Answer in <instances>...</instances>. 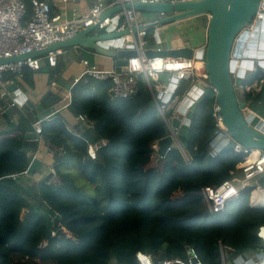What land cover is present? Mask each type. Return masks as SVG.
Masks as SVG:
<instances>
[{
	"label": "trees",
	"instance_id": "trees-1",
	"mask_svg": "<svg viewBox=\"0 0 264 264\" xmlns=\"http://www.w3.org/2000/svg\"><path fill=\"white\" fill-rule=\"evenodd\" d=\"M25 3L23 22L31 15ZM145 41L151 43L152 29H147ZM6 79L14 81V76ZM253 83L260 90L245 92L243 100L264 119L263 71L248 78L247 84ZM187 85L177 89L178 98ZM109 86V81L89 78L77 82L69 94L51 92L43 98L45 108L67 107L91 123L86 132L77 128V137L60 115L42 122L44 140L64 151L52 156L56 184L44 180L25 188L13 178L31 162L23 146L30 120L0 133V264H138V252L160 264L185 261L188 248L202 264H222L221 249L230 262L261 249L257 233L264 227V208L249 206L252 187L242 189L217 214L209 212L202 198L204 187H217L238 175L244 159L226 149L209 155L216 134L213 94L208 91L193 108L182 144L186 156L171 147L151 165L152 145L169 134L152 91L139 78L133 98L112 101ZM172 115L169 110L167 116ZM90 144L99 146L94 160L87 156ZM49 210L58 216L50 229L45 219Z\"/></svg>",
	"mask_w": 264,
	"mask_h": 264
},
{
	"label": "water",
	"instance_id": "water-1",
	"mask_svg": "<svg viewBox=\"0 0 264 264\" xmlns=\"http://www.w3.org/2000/svg\"><path fill=\"white\" fill-rule=\"evenodd\" d=\"M171 1L173 0L154 3L135 1L116 5L104 11L95 25L81 30L73 37L25 55L0 58V65L14 64L31 58L39 59L38 65L41 69L49 67L46 57L49 53L78 48L112 59L115 72L126 73L128 59L134 58L136 52L122 49V47L125 37L129 35L134 37L137 30L133 28L131 32L127 29L116 31V25L119 22L117 19H114L110 26L96 30L97 25L105 18L113 17L124 10H134L138 14H162L164 17L159 20L158 25L166 27L204 16L207 20L205 40L202 49L198 52L185 46L179 37L168 41L167 48H161L159 51L151 49L149 44L143 46L144 55L148 59L153 57L191 59L194 56L203 63L206 83L201 81L188 83L186 92L179 100L178 107L172 115L171 127L176 131L180 143L184 144L193 119L195 104L213 89L222 124L229 136L246 150L264 153V119L250 110L244 100H239L236 88L237 85L240 88L244 87L251 75L264 71V19L256 22L253 32L246 30L261 0H195L185 3H171ZM153 36L160 44L159 32ZM174 86L175 82L172 88ZM16 89L15 84L7 87L8 92L17 91ZM17 95L19 96L16 102L36 120L49 118L59 109L58 106L44 109L42 104H33L23 94ZM12 97L15 98L13 94ZM81 130L84 131L85 127ZM83 138L89 140L85 133ZM234 142L228 143L223 139V135L218 133L211 140L209 147L216 153H220L223 149L232 151ZM36 144L37 136L33 132L26 133L24 148L33 149ZM168 147L174 148L175 144L169 136H166L158 143L160 158L165 156ZM257 184L264 186V179L259 177ZM45 219L47 228L50 229L53 220H57L58 216L49 210L45 214ZM263 258L264 249L263 251L251 250L240 255L233 264H256ZM259 264H264V262Z\"/></svg>",
	"mask_w": 264,
	"mask_h": 264
},
{
	"label": "built area",
	"instance_id": "built-area-1",
	"mask_svg": "<svg viewBox=\"0 0 264 264\" xmlns=\"http://www.w3.org/2000/svg\"><path fill=\"white\" fill-rule=\"evenodd\" d=\"M25 1L28 2L31 8V15L27 22H23L27 13ZM135 1L154 3L165 0H94V5L91 8L81 12L73 19L65 21H61L60 17L51 15V6L48 0H0V58L25 55L47 45L69 39L81 30L95 25L104 11L116 5L132 3ZM191 1L195 0H173L171 3H185ZM138 17L139 14L134 10H124L113 17L105 18L96 28V30L103 29L110 26L114 19H117L119 22L116 25V31L127 29L131 32L133 28L137 30L134 37L132 35L125 37L122 47V49H130L136 52L134 58L128 59L127 72L117 73L114 69L100 70L95 66H90L88 61L82 60L81 64L84 66V70L80 76L75 79V84L79 81L86 82L89 78L96 81H109V98L112 101H127L137 94L139 78H142L152 91L153 101L159 117L165 122L168 128V136L175 144V147L186 156L176 131L171 127L172 116L168 117L167 112L173 108L172 104L178 101L179 98L175 93L183 82L193 83L195 81H201L206 83V74L203 69V63L194 56L191 59L165 57L146 58L143 46L148 44L145 41L147 29L152 28L153 34H156L159 28V20L163 18L164 15H155V17L146 24L140 23ZM263 19L264 0H261L256 14L246 30L250 33L253 32L256 22L262 21ZM160 49L161 48L159 47L155 48L157 51ZM56 53L57 52L49 53L46 56L50 67L54 66L56 63ZM38 61L39 59L27 58L25 61L14 64L0 65V123L2 118L11 108H22L20 105L18 106L14 100H11L10 102L5 101L8 84L6 79L7 76L20 78L25 69L33 71L39 70ZM167 63H172L176 66L173 70H168L165 65ZM196 63H200L201 66H196ZM174 82L175 86L172 88ZM210 92L214 96V90L212 89ZM158 94H160V96H158ZM212 116L215 120L216 134L221 133L223 139L228 143L234 142L222 124V117L219 113V107L215 99L212 106ZM47 119L48 118L36 120L30 124L31 131L37 136V142L44 141L47 144L48 153L51 156L62 155L64 151L61 147H55L46 142L43 138L42 122ZM75 120L80 127H85V129L91 126V123L83 115L75 116ZM1 132L2 130L0 127V133ZM74 134L77 137H80V134ZM98 147L97 144L88 145L87 156L91 160L96 158V150ZM152 150L158 159H162L158 155V143L152 145ZM170 150L171 147H168L165 153H168ZM232 152L234 154L243 155L244 157L243 162L237 166V170L240 173L233 176L231 179L224 181L217 187H204L201 191L202 198L210 213L217 214L222 212L225 209L226 204L237 199L240 191L246 187L253 188L250 194L249 206L251 208H264V186L257 184V179L259 177L264 179V153L257 151L256 156H251L253 151L246 150L236 142H234ZM209 155L214 157L216 152L211 149ZM230 174L233 175L232 172ZM25 175L26 171L13 176V178L17 180L19 177ZM57 182L58 179L55 172V163L53 162L47 168L46 184H56ZM51 234L53 235V233ZM257 237L261 240L262 248L260 250L263 251L264 227L259 228ZM226 258V255L221 249L222 264H233L239 259V257H237L233 262H230ZM136 260L138 264H154L150 256L141 252L136 254ZM260 262H264V258L256 264H259ZM160 264L202 263L198 259L195 251L188 248L187 259L185 261L181 259L164 260Z\"/></svg>",
	"mask_w": 264,
	"mask_h": 264
},
{
	"label": "crops",
	"instance_id": "crops-1",
	"mask_svg": "<svg viewBox=\"0 0 264 264\" xmlns=\"http://www.w3.org/2000/svg\"><path fill=\"white\" fill-rule=\"evenodd\" d=\"M48 2L51 6V15L60 17L61 21L71 20L94 5V0H48ZM154 17L155 15L153 14L141 13L138 19L140 23L146 24ZM206 23V18L202 16L174 23L166 27H159L160 44L157 43L153 36V29L148 28L152 29V41L149 43V46L151 49L157 47L167 48L168 41L179 37L183 40L185 46L191 47L194 52H198L204 45ZM82 60L88 61L90 66H95L100 70L114 69V61L112 59L95 55L93 52L87 50L68 48L57 51L56 63L54 66L42 67L36 71L25 69L20 78L14 77V81H8L7 87L11 84H15L17 91H7L5 101L10 102L14 100L16 102V98L19 96L17 94L21 93L33 104H42L43 98L48 93L52 92L58 96L69 94L70 90L75 85V79H77L84 70V66L81 64ZM237 83H239V81H237ZM253 84H245L242 88L238 87L239 90L243 92L242 95L250 90L256 92L260 90V86L257 83L254 86ZM12 94L15 96L14 99ZM180 99L181 98L172 104L173 108L171 110L173 113L178 107ZM17 105L19 106L18 103ZM44 109L49 108L44 107ZM55 115H60L63 118L69 131L79 133V131H76L77 128L81 131L82 127L77 124L75 116L68 111L67 107L59 108L51 117ZM25 119L30 120L29 126L36 121V119L28 115L22 108H11L1 120V130L8 131L11 126H17L20 121ZM29 156L31 162L26 171V175L17 179L18 184L25 188H30L46 180L47 168L53 163V157L48 153L47 144L44 141L37 142L33 149H29Z\"/></svg>",
	"mask_w": 264,
	"mask_h": 264
},
{
	"label": "rangeland",
	"instance_id": "rangeland-1",
	"mask_svg": "<svg viewBox=\"0 0 264 264\" xmlns=\"http://www.w3.org/2000/svg\"><path fill=\"white\" fill-rule=\"evenodd\" d=\"M192 39H193V38H192ZM255 84H256V83H254L253 86H254ZM238 87H239V86L237 85L236 88H237V93H238L237 95H238V98H239V100H243V95H242L243 92L240 91V90H239L240 87H239V88H238ZM157 162H158V158H157V156L153 155V159H152V161H151L150 164H151V165H156Z\"/></svg>",
	"mask_w": 264,
	"mask_h": 264
},
{
	"label": "bare ground",
	"instance_id": "bare-ground-1",
	"mask_svg": "<svg viewBox=\"0 0 264 264\" xmlns=\"http://www.w3.org/2000/svg\"><path fill=\"white\" fill-rule=\"evenodd\" d=\"M165 65L167 66L168 70H173V68L176 66V65H174V64H172V63H167V64H165ZM196 66L200 67L201 64H200V63H196ZM177 67H178V66H177ZM252 151H253V153H252L251 156H256V155H257V151H256V150H252Z\"/></svg>",
	"mask_w": 264,
	"mask_h": 264
}]
</instances>
